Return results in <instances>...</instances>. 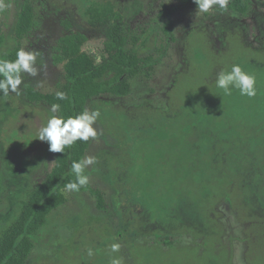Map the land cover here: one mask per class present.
Masks as SVG:
<instances>
[{
  "label": "rangeland",
  "instance_id": "rangeland-1",
  "mask_svg": "<svg viewBox=\"0 0 264 264\" xmlns=\"http://www.w3.org/2000/svg\"><path fill=\"white\" fill-rule=\"evenodd\" d=\"M91 2L109 4L123 15L127 47L151 56L153 71L133 78L127 96L104 94L87 102L90 111H100L94 125L98 136L85 153L96 157L88 184L103 193L106 211L96 208L90 191L63 189L66 202L34 237L26 264H103L100 260L110 255L123 264H264V198L244 195L243 156L232 162L249 140L258 143L264 158V0H256L245 16L216 8L199 13L196 7H177L176 0L7 1L9 7L0 13V57L16 46L37 52L38 74H22L20 95L0 96V231L24 193L54 166L56 153L37 139L49 107L30 103L25 89L51 93L63 83V66L55 57L58 40L67 34L85 37V53H102L104 30L89 26L84 16ZM23 4L31 7L34 25L17 39L14 19ZM162 6L168 14L159 13ZM233 64L255 77V96H242L236 88L225 95L216 87L218 74ZM172 108L185 110L188 121H200L203 111L216 109L224 117L221 129L207 145L194 121L171 127L154 113ZM137 183L143 193L135 190ZM126 188L131 197L143 194L134 201L149 222L168 220L169 212L181 207L195 236L178 233L175 246L156 248L163 236L157 233H166L163 227L151 225L134 236L121 230L129 214ZM113 243L121 245L119 252H110ZM90 245L104 247L89 257Z\"/></svg>",
  "mask_w": 264,
  "mask_h": 264
},
{
  "label": "trees",
  "instance_id": "trees-1",
  "mask_svg": "<svg viewBox=\"0 0 264 264\" xmlns=\"http://www.w3.org/2000/svg\"><path fill=\"white\" fill-rule=\"evenodd\" d=\"M10 1V0H5ZM256 0H229L227 9L216 8L219 12H232L246 15ZM177 7H196L193 0H176ZM160 14H168V8L162 6ZM87 23L92 28L104 30L105 42L100 55L87 54L81 47L85 37L79 34H67L61 37L57 43V54L55 60L62 64L64 81L51 93H41L33 88L25 89V96L30 103L43 104L48 107L52 104H60L59 115L65 119L82 112L89 100L94 97L109 94L116 97H124L130 93L131 80L138 75L149 77L153 71L155 60L147 55L141 57L137 52L127 47L128 28L124 17L109 4H97L91 2L84 12ZM34 25L33 12L30 6L23 4L15 15L13 32L17 39L29 33ZM165 33L171 37L170 22L164 23ZM18 46L8 51L0 59L14 60ZM205 51V49L203 48ZM204 54V52H203ZM202 55V54H201ZM191 59V58H190ZM57 91L66 93L67 99L58 100L55 96ZM162 114L164 120L171 121V127L175 123L187 120V113L182 108L177 111L173 108L166 112H154ZM188 121L195 123L201 139L208 145L209 140L216 136L223 123L222 112L216 109H208L202 112V118ZM165 126V125H164ZM162 127L158 126V129ZM180 131V126H177ZM90 145L88 142L77 141L71 147H67L64 153H56L54 166L45 176L44 180L34 188L26 191L19 201L16 213L11 217L7 225L0 231V264H26L34 249V237L47 222L49 215L66 202L62 194L65 185L75 180L71 171L73 161L83 159ZM261 149L255 140L244 141L243 153L233 155L232 162H237L243 156L245 167L240 170L245 188L244 195H254L264 198V158L260 155ZM218 160V159H217ZM214 164H219L218 161ZM85 175L90 177V169L85 170ZM131 191L134 186H130ZM136 191H141L138 186ZM79 191H90L95 197V206L98 210L106 211L107 205L103 193L100 190L92 189L89 184ZM130 205L128 208L127 226L121 230H130L131 234L138 235L142 229L154 225L164 228L163 233L159 231L160 240L153 244V247H173V236L183 232L193 234L190 217L181 207L169 212L170 219L149 222L143 218V211L137 208L134 199L143 196L131 197L129 190L126 191ZM134 204V205H133ZM0 206H1V175H0ZM184 207V206H183ZM184 209H186L184 207ZM215 213L218 214L216 211ZM216 214V215H217ZM188 219V220H186ZM199 221V217L196 216ZM222 220H220L221 222ZM185 222H187L185 224ZM196 226V225H195ZM197 228V227H196ZM193 236H195L193 234ZM108 238V237H107ZM136 243V242H135ZM136 246L140 244L136 243ZM145 245V244H144ZM143 245V246H144ZM141 246V245H140ZM184 246V245H183ZM103 248L104 246L90 245L88 249ZM185 247H191L187 245ZM194 247V246H193ZM197 247V245H195ZM112 255H110L111 257ZM109 264L110 258L100 260Z\"/></svg>",
  "mask_w": 264,
  "mask_h": 264
},
{
  "label": "clouds",
  "instance_id": "clouds-1",
  "mask_svg": "<svg viewBox=\"0 0 264 264\" xmlns=\"http://www.w3.org/2000/svg\"><path fill=\"white\" fill-rule=\"evenodd\" d=\"M196 11L208 13L213 7L227 9L229 0H193ZM9 5L5 0H0V13L4 12ZM37 52L26 51L21 48L16 52L14 60L0 59V96H8L10 93L20 95V86L23 83L22 74L35 77L38 74L36 67ZM216 87L225 95H231L232 89L239 90L242 96L253 97L256 95L255 77L246 73L239 64H233L230 71H222L216 78ZM55 96L58 100L67 99L66 93L57 91ZM60 104H52L49 107L51 113L47 123L41 126L37 132V139L46 142L48 150L53 153H64L65 148L71 147L75 142H88L95 140L98 132L94 125L100 117L98 109L89 110L87 107L75 116L66 119L59 115ZM96 163L95 156H85L83 159L73 161L71 171L75 176L74 181L65 185V191L78 192L89 183V177L85 170ZM119 243L110 245V252L117 253L120 250ZM93 250L88 249L87 255L93 256ZM110 264H123L122 258L110 257Z\"/></svg>",
  "mask_w": 264,
  "mask_h": 264
}]
</instances>
